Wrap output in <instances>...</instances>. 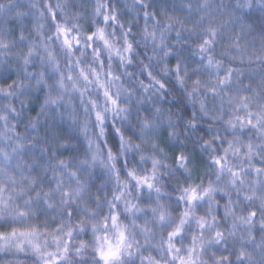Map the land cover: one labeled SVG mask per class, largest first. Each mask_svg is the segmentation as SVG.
I'll return each mask as SVG.
<instances>
[{"label": "clouds", "instance_id": "obj_1", "mask_svg": "<svg viewBox=\"0 0 264 264\" xmlns=\"http://www.w3.org/2000/svg\"><path fill=\"white\" fill-rule=\"evenodd\" d=\"M0 264H264V0H0Z\"/></svg>", "mask_w": 264, "mask_h": 264}]
</instances>
